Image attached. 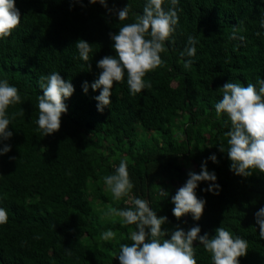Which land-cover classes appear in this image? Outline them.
<instances>
[{"label":"trees","instance_id":"obj_1","mask_svg":"<svg viewBox=\"0 0 264 264\" xmlns=\"http://www.w3.org/2000/svg\"><path fill=\"white\" fill-rule=\"evenodd\" d=\"M145 2L107 0L109 8L131 6L121 22L89 0H15L21 22L11 36L0 39V80L21 96L20 104L9 107V116L21 110L23 115L11 121L13 136L4 142L11 150L0 156V207L8 214L0 225V264H119L120 245L132 243L135 225L105 213L133 205L128 197L115 200L103 178L121 160L127 161L134 184L131 195L167 216L163 229L199 226L201 235L211 237L223 226L248 242L239 264H264V239L255 220L264 207V173L254 170L242 177L230 170V122L215 112L225 83L247 86L264 79V0H179L175 43H166L163 65L144 78L151 87L132 96L125 75L101 113L95 99L100 90L93 91L91 84L101 71L97 62L116 55L108 34L134 22L132 13L142 14ZM234 27L243 41L231 39ZM189 35L198 43L186 70L180 54ZM80 39L91 44L88 62L75 46ZM52 72L75 91L64 101L60 130L44 137L36 123L43 95L39 79ZM221 144L225 152L219 151ZM213 154L218 163L208 159ZM205 160L216 174L219 195L205 191L211 182H200L196 195L206 201L201 219L189 214L177 220L172 197ZM160 188L167 197L159 196ZM109 229L115 239L106 242L101 234ZM194 247L197 264H212L199 241Z\"/></svg>","mask_w":264,"mask_h":264},{"label":"clouds","instance_id":"obj_2","mask_svg":"<svg viewBox=\"0 0 264 264\" xmlns=\"http://www.w3.org/2000/svg\"><path fill=\"white\" fill-rule=\"evenodd\" d=\"M166 2L169 5L167 8L164 6ZM89 3L101 4L109 15L115 14L121 22L127 20L132 11L129 4L118 9L109 8L107 0H89ZM178 4L179 0H146L142 14L132 13L134 22L123 24L118 32H109L116 55L105 56L97 62V68L101 71L98 79L91 84L93 91L100 90V94L95 97L99 112L103 113L110 105L114 84L122 83L125 75L132 96L151 87L144 78L147 73L163 65L161 53L166 51V43H175L174 34L179 23ZM20 22L21 14L15 0H0V39L11 36ZM238 32L239 29L234 27L231 39L243 41L245 38L238 36ZM197 43V38L189 35L180 54L185 58L183 67L186 70L194 63ZM75 46L80 58L88 62L91 44L80 39ZM88 67L91 68L90 63ZM39 86L43 95L38 97L39 117L36 123L46 137L60 130L62 114L67 112L64 101L72 96L75 89L59 72L42 75ZM82 88L85 93L88 92L86 81ZM220 90L222 99L215 104V112L217 117L226 115L230 122V130L226 133L230 170L242 177L251 176L254 170L264 173V79H258L255 84L248 83L247 86L229 81ZM20 103L19 90L7 80H0V145H3L0 147V156L11 150L10 145L4 143L13 136L9 130L11 121L23 115L21 110L10 117L8 109ZM219 151L225 152L223 144ZM208 159L218 163L214 154ZM188 177L172 197V211L177 220L190 214L193 220L199 221L206 201L196 195L198 184L202 181L211 182L205 191L213 195H219L220 186L216 183L215 172L208 170L207 160L201 163L199 173L190 171ZM103 179L115 200L128 197L133 205L126 209L110 208L105 213L107 217L121 218L123 225H135V230L129 234L132 243L120 245L119 264H197L195 241H199V245L211 255L212 264H239V258L247 255L248 242L239 236L234 237L223 226L215 229L216 234L211 237L207 232L201 235L199 226H193L188 231L178 225L173 230L163 229L162 226L168 223L167 216H158L148 200L131 195L134 184L126 160H121L115 172ZM159 196L164 198L168 193L160 188ZM7 220L6 209L0 207V225L7 223ZM255 220L259 225V236L264 239V207L255 213ZM101 239L112 241L115 233L111 229L106 230L101 234Z\"/></svg>","mask_w":264,"mask_h":264}]
</instances>
